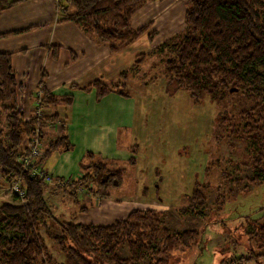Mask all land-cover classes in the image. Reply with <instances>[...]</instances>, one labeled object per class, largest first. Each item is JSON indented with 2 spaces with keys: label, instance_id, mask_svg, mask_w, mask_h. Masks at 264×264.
I'll use <instances>...</instances> for the list:
<instances>
[{
  "label": "trees",
  "instance_id": "obj_1",
  "mask_svg": "<svg viewBox=\"0 0 264 264\" xmlns=\"http://www.w3.org/2000/svg\"><path fill=\"white\" fill-rule=\"evenodd\" d=\"M20 1L0 0V11ZM155 1L164 0H57L58 21H71L88 29L98 42L115 53L144 34L149 42L153 41L158 33L151 28L153 20L135 27L132 17ZM183 13L185 28L181 36L168 38L158 46L159 52L166 55L165 75L175 90H186L194 103L208 96L221 104L229 95L244 94L247 106L236 113L235 119L223 117L222 120L228 121L229 135H239L253 146L250 164L253 175L248 182L256 186L264 179V0H187ZM16 32H0V39ZM119 75L114 82L95 79L82 87L77 84L70 87L94 88L96 100L109 92L130 97L124 81L126 72ZM20 86L12 53L0 51V175L6 180H21L25 192L24 203H0V264H137L147 256L153 259L149 264H168L173 251L188 249L190 238H196L195 233L169 234L160 213L152 208H131L124 216L105 224L77 222L74 215L55 216L45 196L49 183L23 167L21 158L29 153V137L35 124L41 133L55 123L61 129L58 136L42 147L35 166L43 163L52 151L73 147L63 131V119L57 112L45 111L50 105H70L73 96L53 94L41 81L38 87L41 93L35 96L39 97L40 114L31 112L25 119V112L17 102ZM127 163L134 165L135 158L130 157ZM80 169L82 173L78 177L55 178L60 181L56 187L75 203L80 202L79 188L91 197H108L110 189L123 183L125 168L96 158L92 152L84 154ZM223 176L234 188L225 193L216 186V199L222 204L226 194L249 191L246 185L239 187L241 178H231L226 173ZM205 186L195 185L187 195L188 204L181 209L182 213L201 215L199 207L206 201ZM89 208L81 205L79 211L87 212ZM41 228L62 260L49 251L39 234ZM51 229H56L58 234ZM246 234L248 239H254L258 249L264 248V221ZM121 242L128 246V258L121 259L115 253ZM250 248L246 254L220 264H262L264 252Z\"/></svg>",
  "mask_w": 264,
  "mask_h": 264
},
{
  "label": "rangeland",
  "instance_id": "obj_2",
  "mask_svg": "<svg viewBox=\"0 0 264 264\" xmlns=\"http://www.w3.org/2000/svg\"><path fill=\"white\" fill-rule=\"evenodd\" d=\"M186 3L187 0H165L142 7L132 17V25L137 27L152 19L151 28L158 31L157 35L152 42L144 34L122 46L116 53L115 62H110L111 71L120 63L121 70L130 71L125 83L136 102L133 130L136 141L132 142L137 145L134 147L135 165L132 167L127 161L116 162L125 168L122 186L112 189L106 200L91 197L81 189L80 202L68 206L63 190L56 187L58 179L47 170L44 160L43 166L50 174V177L46 175L50 187L45 190V196L55 216L67 218L74 215L77 222L83 223L105 224L124 216L131 208H152L160 213L169 234L192 231L196 235V238H190L192 243L187 250L172 252L168 264H220L231 257L246 254L250 247L257 253L264 252V248L258 249L254 239H248L246 234L247 230H253L264 221V179L256 186L248 182L253 175L250 166L253 146L239 135H229L228 121L222 120L223 117L235 119L236 113L247 106L244 94L229 95L221 104H216L208 96H203L200 103H194L186 90H175L168 82L164 69L166 55L159 52L158 46L183 33ZM7 40H4L3 49L10 44ZM31 60L35 62L28 63L26 68L34 81L40 76L42 66L50 68L40 53H34ZM98 77L104 81L117 79L112 74ZM37 95L31 98L29 113L35 111ZM45 137L42 132V147L46 145ZM223 171L231 178H241L239 187L246 185L249 191L226 194L222 204L216 199V186L225 193L234 188L226 183ZM196 184H207L203 187L206 201L199 207L201 215L182 213L181 209L188 204L187 195ZM22 186L21 180H6L0 175V203L19 204L15 192ZM81 205L91 206L92 210L80 212ZM51 230L58 234L56 229ZM39 234L49 251L62 260L44 229L41 228ZM115 253L121 259L128 258L127 244H118ZM152 261V257L147 256L137 264Z\"/></svg>",
  "mask_w": 264,
  "mask_h": 264
},
{
  "label": "crops",
  "instance_id": "obj_3",
  "mask_svg": "<svg viewBox=\"0 0 264 264\" xmlns=\"http://www.w3.org/2000/svg\"><path fill=\"white\" fill-rule=\"evenodd\" d=\"M58 16L57 0H22L0 11V32L17 31L0 39V51L12 53V65L21 85L17 102L25 112V119L29 116L26 113L30 111L31 98L41 93L38 89L41 81L53 94H72L70 105H50L45 109L47 112H57L63 119V131L73 145L66 151H52L46 158L45 166L55 178H75L82 173L80 162L84 161L86 152H92L96 158L108 160L116 166H121L120 162H126L132 156L136 157V150H132L133 146H137L132 143L136 141L133 133L136 102L128 89L130 97L109 92L96 100L94 88H80L95 79L102 80L98 76L105 77V74L116 76L117 79L106 81L114 82L124 70H121L120 63L111 71L113 67L110 62H115L118 51L111 53L108 46L98 42L88 29L71 21L60 22ZM6 39L10 44L3 49ZM36 52L43 56L50 69L42 66L40 76L32 81L26 67L28 63L35 62L31 58ZM128 74L130 71L126 72V77ZM70 84L80 87H70ZM28 88L34 90L28 91ZM60 132L58 123L45 128V144ZM102 198L106 200L109 197ZM64 199L68 206L74 203L67 195ZM90 210L91 206L87 212Z\"/></svg>",
  "mask_w": 264,
  "mask_h": 264
},
{
  "label": "built area",
  "instance_id": "obj_4",
  "mask_svg": "<svg viewBox=\"0 0 264 264\" xmlns=\"http://www.w3.org/2000/svg\"><path fill=\"white\" fill-rule=\"evenodd\" d=\"M39 95V93H38ZM34 113L37 115L40 114V108H39V97L37 98L35 104H34ZM30 148L29 153L21 158V161L23 163V167L28 168L31 170L32 174H37L39 176L44 177L45 179H49L47 176L48 172L46 168L43 166L44 162L41 163L39 166H35L36 160L41 156L42 154V144H41V130L38 124H35L31 134H30ZM50 177V176H49ZM57 184H60V181L57 182ZM81 191V188L78 189ZM18 196V199L20 200V203H24V189L19 188L18 192H15Z\"/></svg>",
  "mask_w": 264,
  "mask_h": 264
}]
</instances>
